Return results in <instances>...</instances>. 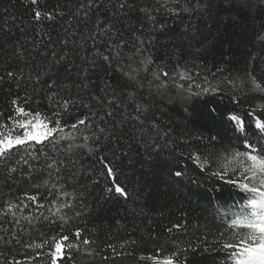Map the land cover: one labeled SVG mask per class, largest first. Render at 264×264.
<instances>
[{
  "label": "trees",
  "instance_id": "1",
  "mask_svg": "<svg viewBox=\"0 0 264 264\" xmlns=\"http://www.w3.org/2000/svg\"><path fill=\"white\" fill-rule=\"evenodd\" d=\"M120 2L96 0L89 9L88 0H37L36 4L32 0H0L3 118L11 112V100L17 94L23 98L25 92L34 97L33 108L48 110L46 87L34 85L28 76L47 71L54 64V57L66 54L64 61L52 67L53 78L60 85L57 91L62 97L82 98L89 104L97 113L94 123L103 127L105 135L110 137L101 138L99 145L90 143L97 151L77 149L74 162L61 173L67 192L75 193V199L66 198L73 207L64 210L70 218V223L64 226L65 234L71 236L79 228L82 239L91 241L87 246L81 242L79 250H66L68 258L61 264H153L148 257L170 255L177 246L188 249L180 255L181 264L184 261L232 264L230 253L217 242L221 239L218 213L242 203L245 194L226 180L213 177L209 171L201 172L188 155L197 148L210 154L229 146L231 133L226 126L219 119L214 123L205 118L209 102L221 116L230 110L241 113L252 107L264 110V100L257 98L261 94L245 96L220 83L231 77L247 92L244 82L250 79L249 73L258 78L264 76V39H261L264 0H124L126 7L119 9ZM185 8L189 11H184ZM35 11L42 14L39 21L35 19ZM48 14L52 15L51 20ZM97 21L101 26L111 23L118 35L111 40L101 38L95 45L86 40L96 31ZM112 40L122 42V51L127 54L143 41L144 57L151 56L158 68H166L171 75L178 65L188 67L200 73L197 83H203L207 76L209 82L219 83L224 90L186 99L172 84L157 91L149 78L143 81V88L137 89L136 103L147 109L138 116L126 95L131 88L123 75L124 61L109 64L96 54L99 50L107 55ZM18 50L24 53V58L17 55ZM112 52L115 54L114 49ZM217 68L223 71L216 72ZM8 70L22 72L23 77L18 82L10 81L6 76ZM84 83L86 88L81 86ZM113 91L123 104L117 100V106L108 105ZM234 91L240 99L239 105L230 98ZM90 96L101 99L104 110L113 112V117L100 120L104 113ZM70 113L65 119L72 122L87 115L88 108L78 105L70 108ZM217 134V141L208 139ZM236 143L232 140V144ZM100 157L112 163L117 182L129 192L127 199L107 192L112 181L106 174L102 175ZM177 157L176 167L186 173L182 179L171 175L167 163ZM59 158L67 164L64 157ZM212 170H216L215 165ZM32 178L36 183L41 182L39 172L33 173ZM192 178L199 183H189ZM26 180L27 169L24 176L18 173L15 180H0V204L21 197L25 191L34 192L32 183ZM40 191L46 192L43 188ZM41 203L46 205L41 209L44 215H51L49 209L55 211L43 197ZM33 211L29 208L16 212L25 241L39 243L58 234L59 221L49 223L41 219L30 225L22 219ZM76 212L80 215L76 216ZM12 220L11 214L0 219V228L19 232L20 227L14 226ZM176 224L183 227L172 228ZM169 228H172L170 233ZM158 249L162 250L158 253ZM43 251L46 253L47 248ZM13 257L25 264H49L47 255L29 260L35 257V252L15 245L8 252V259Z\"/></svg>",
  "mask_w": 264,
  "mask_h": 264
},
{
  "label": "snow or ice",
  "instance_id": "2",
  "mask_svg": "<svg viewBox=\"0 0 264 264\" xmlns=\"http://www.w3.org/2000/svg\"><path fill=\"white\" fill-rule=\"evenodd\" d=\"M32 3L36 4L37 0H32ZM95 3L96 0H88L87 7L90 9L95 6ZM81 7L83 8L84 5ZM118 7L119 9L126 7L124 0H121ZM183 10L189 11L188 8ZM169 11L176 12V9H169ZM41 15L40 11L34 13L37 21L40 20ZM47 18L51 20L53 17L48 14ZM113 29L114 25L111 23L101 26L100 22L97 21L96 31L92 32L86 40H91L94 45L101 38L106 37L111 40L114 35H118ZM65 43L67 44V41ZM143 43L140 41L139 46H134L131 53L127 54L122 51V42L112 40L107 55L100 53L99 50L96 53L102 55L103 60L109 64H112L113 61H124L123 75L126 77L129 88H131V91H128L126 95L128 100L132 102L131 106L135 108L138 116L146 112L147 109L136 103L137 89L143 88V81L149 78L150 83L156 84L157 91L166 89L172 84L186 99L215 94L224 90L219 83L213 85L209 82L207 76L204 77L203 83H197L200 73L194 72L188 67L178 65L177 71L170 75L166 68H158L151 56L144 57ZM112 49L115 50V54H113ZM17 55L24 58L22 51L18 50ZM65 55L54 57V64L49 65L47 71L37 72L35 76L31 74L28 76L29 81L34 85L46 87L47 111L33 108L34 97L25 92L23 98L17 94L11 100V112L6 118H3V113L0 112V180L5 182L15 180L18 173L24 176V169H27L26 182H31L35 189L34 192L25 191L21 197H17L15 200H3L0 204V219L11 214L14 226L20 227L19 232L0 228V264H25L24 261L16 260L14 257L11 260L8 259V252L12 250L14 245L35 252V257L28 258L29 260L47 255L49 264H61L63 260L68 258L66 250H79L81 242L85 246L91 243L87 238L82 239L79 228H76L71 236L65 234L64 226L70 223V218L64 210L73 207V203L66 198L75 199V193L67 192L61 173L68 170V165L74 162L73 156L77 155V149H87L90 153L97 151L99 149L90 147V143L99 145L101 138L108 140L110 137L105 135L103 127L94 123L97 113L93 112L89 104H85L82 98L62 97L57 91L60 85L53 78L52 67L64 61ZM222 71L223 69L220 68L216 70V72ZM212 75L214 78L216 77V73ZM248 75L250 79L244 82L247 92H244L243 88L238 86L231 77L225 78L220 83H223L225 88L240 91L245 96L249 93L261 94L257 98L264 100V76L258 78L251 73ZM6 76L10 81L18 82L23 77V73L17 74L13 70H8ZM84 76L86 79L87 70H85ZM3 79L4 77L0 76V80ZM81 86L86 88L87 84L84 83ZM33 91H36L35 87ZM235 91L230 98L236 105H239L240 99ZM89 99L96 100L97 106L103 111L104 114L99 117L100 120L105 117H113V112L104 110V102L101 99L95 96H90ZM117 100L123 104L120 96L113 91V96L107 103L109 106L115 107ZM78 105L87 107L88 114L69 122L65 117L71 114L70 108ZM205 118L214 123L219 119V123L226 126V129L231 133L229 146H223L221 151L210 154H205L197 148L196 151L189 153L188 159L197 164L201 172L209 171L213 177L226 180L228 184L245 194L242 203L237 202L229 206L222 214L218 213L221 239L217 242L222 244L223 250L230 253L229 258L232 264H264V110H258L256 107H252L243 113L230 110L221 116L217 107L209 102L205 109ZM218 136L219 134L213 135L208 139L217 141ZM199 139L203 141L204 138L199 137ZM232 140L237 143L232 144ZM77 141L82 142L78 143ZM182 155L183 153H181ZM41 157H43L42 165L40 164ZM59 157H64L67 164H64V161ZM100 161L104 168L102 175L106 174L112 181V186L106 189L107 192H114L127 199L129 192L125 186L117 182V174L112 163L105 157H100ZM33 162L36 164L34 165ZM178 162L179 157L175 160H169L167 163L171 166V175L174 178L182 179L186 177V173L182 168L176 167ZM213 165L216 167L215 171L212 170ZM36 172L41 174L40 183H36L32 178V174ZM176 182L179 183V179ZM188 182L191 184L199 183L194 178L189 179ZM42 188L46 192L42 193L40 191ZM42 197L55 209V211L49 209L50 216L44 215L41 211L46 207L44 203H41ZM29 208L34 209V211L23 216V220L30 225L41 219L49 223L59 221L60 231L58 234L43 239L39 243L25 241L22 238L24 228L20 225V219L16 218V212ZM75 215L79 216L80 213L76 212ZM53 217L55 219H52ZM181 227L183 226L180 224L172 226L176 229ZM172 228L167 231L170 233ZM45 248H47L46 253L43 251ZM161 250L158 249V253ZM185 251L188 249H180L177 246V250L170 255L162 258L153 256L148 257V259L152 260L153 264H181L180 255ZM184 264L187 262L184 261Z\"/></svg>",
  "mask_w": 264,
  "mask_h": 264
}]
</instances>
